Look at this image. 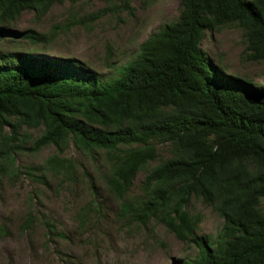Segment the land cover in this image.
I'll return each mask as SVG.
<instances>
[{"label":"trees","instance_id":"1","mask_svg":"<svg viewBox=\"0 0 264 264\" xmlns=\"http://www.w3.org/2000/svg\"><path fill=\"white\" fill-rule=\"evenodd\" d=\"M56 1L0 0V173L15 170L14 154L24 149L54 147L41 178L73 176L72 163L58 157L69 145L101 153L118 214L142 226L154 221L195 247L174 264H264V85L225 73L200 48L204 31L235 24L244 59L264 61V0H179L176 19L108 79L74 58L3 47L15 37L40 42L41 34L7 23ZM28 128L41 130L31 139ZM138 172L140 194L128 200ZM191 196L222 219L214 239L196 233L200 216L186 210Z\"/></svg>","mask_w":264,"mask_h":264},{"label":"rangeland","instance_id":"2","mask_svg":"<svg viewBox=\"0 0 264 264\" xmlns=\"http://www.w3.org/2000/svg\"><path fill=\"white\" fill-rule=\"evenodd\" d=\"M178 1H56L43 13L23 10L7 23L12 31L31 29L41 34L40 42L15 37L3 47L74 58L108 79L134 57L148 35L176 19ZM200 48L225 73L248 79L254 86L264 85V61L244 59L245 41L237 25L204 31ZM40 130L23 129L31 139ZM157 150L160 157L168 156L164 145H157ZM54 154L51 145L17 151L16 169L0 173V228L4 230L0 232V264H174L195 254L192 244L179 241L162 225L150 221L142 226L118 214V203L103 181L101 153L88 156L69 145L58 157L72 163L73 176L47 173L38 177L45 159ZM142 176V172L135 175L126 199L140 194ZM259 207L264 210V198ZM186 210L200 216L196 233L214 239L222 219L212 208L191 196Z\"/></svg>","mask_w":264,"mask_h":264}]
</instances>
